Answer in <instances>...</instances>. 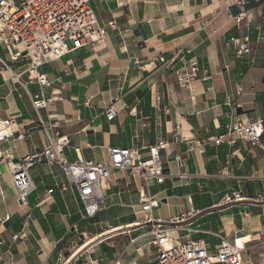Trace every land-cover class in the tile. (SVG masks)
I'll return each mask as SVG.
<instances>
[{"label":"crops","instance_id":"1","mask_svg":"<svg viewBox=\"0 0 264 264\" xmlns=\"http://www.w3.org/2000/svg\"><path fill=\"white\" fill-rule=\"evenodd\" d=\"M91 7L108 31L106 43L44 64L49 85L42 89L26 74L29 60H13L0 45L10 68L0 63V121H13L5 145L21 159L60 133L70 137L69 162L106 163L113 149H138L147 160L149 147L164 142L163 180L113 170L102 184L105 208L89 217L75 188H56L68 183L58 166L31 169L36 191L27 205L3 167L0 264H59L60 256L63 264H154L147 195L160 202L153 219H179L178 241L215 251L225 237L244 249L243 264H264V134L256 145L239 137L233 145L188 144L225 134L236 114L264 121V0H93ZM245 38L252 53L237 56L227 43ZM162 57L175 58V68L181 57L197 63L193 93L162 68ZM39 92L57 101L36 111L31 96ZM109 105L113 121L105 117ZM234 191L243 200L224 203Z\"/></svg>","mask_w":264,"mask_h":264},{"label":"built area","instance_id":"2","mask_svg":"<svg viewBox=\"0 0 264 264\" xmlns=\"http://www.w3.org/2000/svg\"><path fill=\"white\" fill-rule=\"evenodd\" d=\"M93 0H0V45L12 51L11 58L16 60L23 57L29 60L26 74L30 81L38 84L40 88L49 85L46 75L40 72V68L49 62L56 61L64 55L85 46L96 47L106 43L108 31L101 26L92 10ZM115 27V25H111ZM237 56L250 55L252 49L249 39H231L227 43ZM189 53L180 49L177 54ZM165 71H172L183 88L194 92L192 83L197 79L199 67L197 63L179 61L182 65L175 68L176 59L167 61L159 58ZM4 70L10 72V68L0 58ZM15 82H20L15 76ZM31 101L36 111L48 109L55 104L57 98L46 97L43 92L33 94ZM226 105L232 106L230 101ZM117 116L114 105L105 109V117L113 121ZM57 123H43L47 129ZM13 121H0V173L6 167L12 177L14 187L18 192V199L22 205H27L29 197L35 193L36 185L33 182L30 171L38 165L58 166L65 174L68 183H59L56 188L61 192H67L75 188L80 199L85 204V210L89 217L105 208L102 184L110 181L113 170H127L132 174H139L142 179L148 181L163 180V163L159 151L164 142L149 147V158L144 160L138 149H113L110 151V160L106 163L85 162L79 158L76 162H69L65 156V148L70 145V137L56 133L51 144L40 152H36L17 159L13 149L6 146V142L13 137ZM264 134V121H246L239 115H235L227 126L225 134L202 141H189L190 149H200L207 144L216 146L224 143L233 145L236 138H241L252 145H256ZM20 139L25 138L19 135ZM136 161V163L133 162ZM177 161L182 163L180 157ZM51 189L49 193H53ZM243 200L239 192L226 195L224 203ZM147 206V221L151 224L149 232L150 245L157 252V260L154 264H243L242 247L229 243L225 237H220L221 244L215 251L209 250L201 241H178L174 236V226L179 219L171 221L155 220L151 211L159 207L160 202L154 197H145ZM23 237V236H22ZM62 256L59 264H63Z\"/></svg>","mask_w":264,"mask_h":264},{"label":"water","instance_id":"3","mask_svg":"<svg viewBox=\"0 0 264 264\" xmlns=\"http://www.w3.org/2000/svg\"><path fill=\"white\" fill-rule=\"evenodd\" d=\"M237 113H238V114H241V110H240V109H238Z\"/></svg>","mask_w":264,"mask_h":264}]
</instances>
